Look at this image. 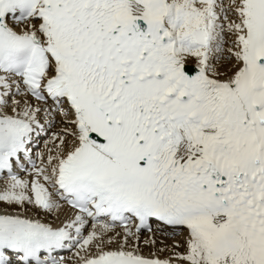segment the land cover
<instances>
[{
	"label": "snow or ice",
	"instance_id": "snow-or-ice-1",
	"mask_svg": "<svg viewBox=\"0 0 264 264\" xmlns=\"http://www.w3.org/2000/svg\"><path fill=\"white\" fill-rule=\"evenodd\" d=\"M65 204L61 227L22 214ZM154 223L183 250L143 255ZM72 247L78 264H264V0H0V264Z\"/></svg>",
	"mask_w": 264,
	"mask_h": 264
},
{
	"label": "bare ground",
	"instance_id": "bare-ground-1",
	"mask_svg": "<svg viewBox=\"0 0 264 264\" xmlns=\"http://www.w3.org/2000/svg\"><path fill=\"white\" fill-rule=\"evenodd\" d=\"M41 116H43V113H41ZM41 122L43 123L44 121L42 120ZM62 127H63V125H61L60 123H57L56 125H54L52 127H47L46 136L43 137L44 139H43L42 148L40 150H38L36 155H35L36 160L38 161V166H36V167H45L47 165V157L50 154L49 149L52 150L51 151L52 155H53V152H55V154H56V146L58 144V141L54 140L53 133L58 132ZM33 172H34L33 168L27 169V171H21V172L18 171L19 175L24 179H31L30 173H33ZM28 209H27V211H24L22 214L29 217V218L38 219L42 223L50 224L53 227L63 226V224L67 220L73 218V215H74L73 211L70 208H68L66 205H64L63 210H61L59 212H53V213H46L43 210H39V209H34L35 212H33L31 206H28ZM42 214H47V217L46 218L43 217ZM117 230H119V228ZM159 230H160V228L158 227L155 231L149 233L147 235V237L144 236V239L152 237L153 239L156 240V244L154 246L153 245H146L147 247L151 246V248H153L152 252L143 251L142 247H140V249H141V252L143 253V255H145V256H149L150 254L155 253V255L158 256L159 258L166 259L171 255V253L169 256H165L162 254H166V253L159 252L156 249V246L159 242V239H157V236L160 235V234H158ZM161 230H162L161 236H162V239L165 240V242H169L170 240H172L174 243H179L180 245L183 243L182 239H180V236H179L180 232L176 233L175 230H167V229H163V228H161ZM144 239H142V237H141V243H140L141 245H145L142 242ZM77 251H78V249L76 247H73L67 254L61 256V258L65 261V264H78V257L76 256ZM160 253H162V254H160Z\"/></svg>",
	"mask_w": 264,
	"mask_h": 264
},
{
	"label": "rangeland",
	"instance_id": "rangeland-1",
	"mask_svg": "<svg viewBox=\"0 0 264 264\" xmlns=\"http://www.w3.org/2000/svg\"><path fill=\"white\" fill-rule=\"evenodd\" d=\"M41 149V147L39 148V150ZM57 150V149H56ZM55 154V152H53V155ZM30 209V208H29ZM28 209V210H29ZM32 210H33V212H35L34 211V208H32ZM42 216L43 217H47V214H42ZM158 234H160L159 236H157V239H159V242H158V244H157V246H156V249L159 251V252H162V253H166V254H162V253H160V254H162V255H165V256H169L170 255V253H171V251H170V249H172L173 248V246L175 245V244H177V243H174L172 240H170L169 242H165V240H163L162 239V236H161V231H158ZM147 235V234H146ZM146 235H143V236H146ZM184 235H185V233L184 232H181L180 233V239H182V241H184ZM147 237V236H146ZM143 239V238H142ZM140 247H142V250L143 251H149V252H152V250H153V248H151V246H146V245H141L140 244ZM183 243L181 244V248L180 249H176L177 251H182L183 249ZM161 249H163V251H161ZM155 250V249H154ZM172 254V253H171Z\"/></svg>",
	"mask_w": 264,
	"mask_h": 264
}]
</instances>
